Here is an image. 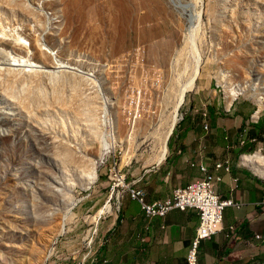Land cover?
<instances>
[{"label": "rangeland", "instance_id": "1", "mask_svg": "<svg viewBox=\"0 0 264 264\" xmlns=\"http://www.w3.org/2000/svg\"><path fill=\"white\" fill-rule=\"evenodd\" d=\"M90 1L79 24L62 33L59 0H0V264L91 263L125 171L159 165L175 102L153 104L166 84L176 92L179 75L188 83L199 67L178 120L197 90L198 98L216 91L227 105L245 100L253 114L264 113V0H179L188 3L179 16L166 0L138 26L147 12L131 5L113 56L104 1ZM190 13L200 14L193 29ZM28 34L52 56L49 67ZM13 58L25 67H10Z\"/></svg>", "mask_w": 264, "mask_h": 264}, {"label": "crops", "instance_id": "2", "mask_svg": "<svg viewBox=\"0 0 264 264\" xmlns=\"http://www.w3.org/2000/svg\"><path fill=\"white\" fill-rule=\"evenodd\" d=\"M198 94L177 121L165 159L158 167L127 169L125 185L140 190L145 203H154L201 177L199 165H204L222 177L219 198L235 205L223 211L224 231L200 242L198 264H264V113L256 111L254 121L248 101L227 105L216 91L206 99ZM256 149L263 159L255 156ZM219 163L228 164L229 172L215 169ZM198 224L194 210L173 209L147 221L140 203L124 189L117 211L101 223L92 264H185ZM230 226L235 231L226 238Z\"/></svg>", "mask_w": 264, "mask_h": 264}, {"label": "bare ground", "instance_id": "3", "mask_svg": "<svg viewBox=\"0 0 264 264\" xmlns=\"http://www.w3.org/2000/svg\"><path fill=\"white\" fill-rule=\"evenodd\" d=\"M103 1H104L103 2L104 3V7H105V9L107 11L108 20H109V33H108V38H107V40H108L107 43H108L109 56L110 55L113 56V55H115L117 53L119 54V52H120V49H121V46H122L123 41H122V34L119 33V31H120L119 28H120V26H121V28H123L122 26L123 25H126V23H127V14L129 13V8H130L131 5H134L136 8H138L139 11L145 10L147 12L143 17H140L137 20V22H136L137 26L144 24L146 21H150V17H149V14H148V9H150V8H151V11H152V14H153L152 16L153 17H157V14L160 11H163V9H165V6L167 5V3L168 2L169 3L171 2L172 3L171 5H172V9L173 10L180 9V11L182 12V13L181 12L180 13L179 12L177 13L178 16H179V15H183L184 8L188 6L187 5L188 3H185L186 4L185 6L184 5H181L179 3V0H167L168 1L167 3H166V0H103ZM90 3H91L90 0L89 1L88 0H59V4L60 5H63L61 14H64V19H65V22L62 25V27H63L62 33L63 32H65V33L68 32L71 29L72 26L79 24V20L81 19L82 15H83L82 12L84 11L85 6L89 5ZM95 9H93V10H95ZM89 13H90L91 16L94 15V17L96 16L95 14H97L94 11H89ZM141 13H142V11H141ZM193 13H195V11ZM199 15H196V14L193 15L191 13L188 15V21H189V24H190L189 27L191 29H193V22H194V20H196ZM85 16H87V14ZM91 16L89 17L90 20H91ZM25 36L30 41V47L29 48L35 52V54H36L35 56L37 58H40L41 61H43L42 63H44V65H46V66L49 67V63L51 64V60L53 61V59H51L52 56L49 55V54H47V53H45L41 49L40 46H37V41L40 42L39 38H37V41H36V36L33 35V34H28V35H25ZM154 36H155V34H153L150 31L147 33V37L149 39L150 38H153ZM41 43H42L41 45H43V43H44V45L47 46L49 49L51 48V44L49 42H47V37L46 36H44L43 42H41ZM17 48L19 49L18 50L19 55H24L25 52H23V51H26L27 50L24 47L22 48L21 46H19ZM16 52H17V49H16ZM63 54L65 55L66 53H62L61 54V53L57 52L56 53V57H59V56L62 57ZM24 57L25 56L21 57V59L24 60L25 59ZM13 59L12 60L14 61V64H10V67L11 66L12 67L13 66L20 67V66L23 65V64L20 65L21 64V61L19 59H16V58H13ZM24 63H29V67H31V68L34 67V69H35V67H37V65L36 64L33 65L32 61H30L29 59L26 62L24 61ZM66 67H67V64H66ZM71 71H73V69ZM199 74H200V71H199V67L197 65L196 71H195L194 75L192 76L191 80L188 83L186 82V83L183 84V80L181 79V77L179 75L178 79L175 80V82L177 84V90H176V92L172 93L171 92L170 84H166L165 88H162L161 87L162 88V92H160L158 94L157 98L155 99V101H156V102H154L155 104H153V103H151L149 101L151 103L150 105L153 104L156 107L157 104H161L163 108L169 107V105L171 107H173V103H172L173 102V99H174V102H175L174 116H173L171 128L169 129L168 133L163 137V141H162V151H161V154H160V157H159V160H158L157 164L161 163L165 159V156H166V153H167V140L170 137V135L172 134V131L174 129V126L177 123L178 115H179V107L183 104V102L185 100L186 94L193 89V87L195 85V81L197 80ZM156 77L158 78L159 76H156ZM156 77H154V78L156 79ZM165 78H167V77H165ZM168 80H171V79L169 78ZM152 86H154V85H152ZM158 89H160V88H158ZM175 96H176V99H175ZM149 102H147V105L149 104ZM144 106H142V107H144ZM147 107H149V106H147ZM151 108L152 107L150 106L148 109H146L150 114H151V110H149V109H151ZM158 110H160V107H158ZM105 144H106V146L110 145L109 142L106 141V140H105ZM245 156H247V155H245ZM255 156L257 158L263 159V156L260 154L259 151H257V154H255ZM101 212L104 213L103 211H101ZM65 231H66V229H64V228L61 229V232H65Z\"/></svg>", "mask_w": 264, "mask_h": 264}, {"label": "built area", "instance_id": "4", "mask_svg": "<svg viewBox=\"0 0 264 264\" xmlns=\"http://www.w3.org/2000/svg\"><path fill=\"white\" fill-rule=\"evenodd\" d=\"M256 112L251 116L254 121ZM206 116V114H203ZM206 128V126H205ZM261 149V148H260ZM262 151V149H261ZM245 157V155H242ZM215 169L223 168L229 172L228 164H216ZM202 176L192 181L186 187L175 189L172 194L154 203H145L143 193L140 190L128 187L124 184L125 190L130 198L137 200L147 221L153 218H163L169 211L176 209L179 211L194 210L198 213L199 224L195 231V236L187 252L185 264H198V247L202 240L210 239L216 233L224 231L222 225L223 211L227 207H233L235 204L231 199L221 200L216 193L217 186L222 181V177L211 174L204 165H199ZM235 228L230 226L226 229L225 237L230 238ZM259 239L260 236H255ZM93 260L90 264H92ZM77 264H86L85 261Z\"/></svg>", "mask_w": 264, "mask_h": 264}]
</instances>
